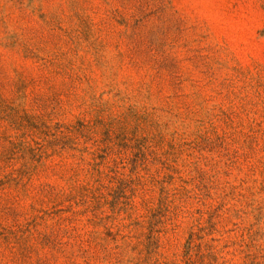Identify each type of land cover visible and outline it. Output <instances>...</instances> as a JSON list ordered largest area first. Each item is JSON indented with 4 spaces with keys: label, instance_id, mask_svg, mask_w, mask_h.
<instances>
[{
    "label": "rangeland",
    "instance_id": "obj_1",
    "mask_svg": "<svg viewBox=\"0 0 264 264\" xmlns=\"http://www.w3.org/2000/svg\"><path fill=\"white\" fill-rule=\"evenodd\" d=\"M0 264H264V0H0Z\"/></svg>",
    "mask_w": 264,
    "mask_h": 264
}]
</instances>
